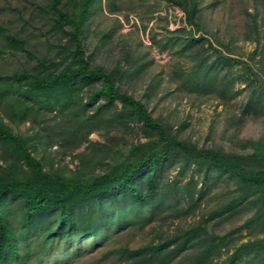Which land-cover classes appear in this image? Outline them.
<instances>
[{
  "label": "rangeland",
  "instance_id": "rangeland-1",
  "mask_svg": "<svg viewBox=\"0 0 264 264\" xmlns=\"http://www.w3.org/2000/svg\"><path fill=\"white\" fill-rule=\"evenodd\" d=\"M82 1L0 0V78H45L70 64L71 28L57 11L76 17ZM80 29L90 68L111 75L171 136L225 156L264 154V0H100L88 7ZM194 69L206 79L200 88ZM100 86L81 81L75 102L60 113L6 97L0 124L28 138L43 172L90 182L160 146L157 135L101 95ZM241 164L264 179V160ZM145 176L141 171L130 180L142 194ZM14 177L33 179L34 173L0 139V181ZM154 179L153 206L128 199L120 187L87 200L74 195L75 214L83 205L76 217L94 224L86 236L68 227L46 233L57 221L52 205L43 216L50 226L33 232L24 225V197H7L2 212L17 240L15 264H224L241 245L258 240L263 244L232 264H264V191L180 152L158 165ZM193 232L187 246H176Z\"/></svg>",
  "mask_w": 264,
  "mask_h": 264
},
{
  "label": "trees",
  "instance_id": "trees-1",
  "mask_svg": "<svg viewBox=\"0 0 264 264\" xmlns=\"http://www.w3.org/2000/svg\"><path fill=\"white\" fill-rule=\"evenodd\" d=\"M99 1L83 0L76 17L57 11L60 20L71 28L70 36L73 50L70 64L57 75L45 78L30 74H14L4 79L0 78V102L11 96L18 98V101L31 102L30 107H33L36 103H44L45 106L60 113V111L66 110L75 102V91L81 81L100 82V94L108 101H118L125 106L129 110L128 115L130 118L138 119L146 128L157 135L160 146L137 160L126 162L115 172L94 177L90 182H67L58 180L43 172L39 162L31 155L32 146L28 138L13 135L0 124V139L8 143L34 173L33 179L14 177L0 181V264H15L18 261L17 240L12 232L11 225L7 222V214L2 212L3 203L9 196L21 195L24 197L26 203L23 215L24 225L32 228L33 232L41 230L47 225L50 226L49 222L51 220H43V216L44 211L52 205L58 208L57 221L55 229L53 231L46 229V233L53 235L68 227L69 231L74 230L79 236H86L92 233L94 224L89 218L78 219L79 217H76L81 214L83 205H80L78 208L80 211L75 214L76 210H73L72 205L74 195H81L87 200L96 193L111 194L115 187H120L125 189L128 199L138 204L153 206L158 202L154 182L156 169L164 159L175 152L183 153L197 165L213 167L253 190L264 191V179L261 176L247 173L241 164L244 159L264 160V154L253 153L241 159L235 156L221 155L212 150L197 149L181 142L171 136L160 123L152 119L142 102L116 88L111 75L99 68H90L84 58L80 28L87 15L88 7L99 3ZM8 40L11 45L17 43L12 37H9ZM191 76L194 83L201 82L200 85H197L198 88L204 86L206 79L204 76L200 77V69L192 70ZM23 116H25V113ZM77 123L81 126L85 125L84 121ZM141 171H146V192L143 194L130 183L131 178ZM194 236V232L185 234L178 238L176 246H187ZM259 244L263 243L258 240L241 245L234 250L224 264H232L233 261L248 256Z\"/></svg>",
  "mask_w": 264,
  "mask_h": 264
}]
</instances>
